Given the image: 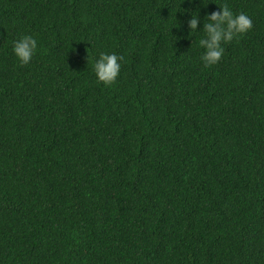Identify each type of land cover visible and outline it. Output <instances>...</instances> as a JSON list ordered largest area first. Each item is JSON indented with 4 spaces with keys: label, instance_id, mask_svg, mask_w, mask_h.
Instances as JSON below:
<instances>
[{
    "label": "trees",
    "instance_id": "1",
    "mask_svg": "<svg viewBox=\"0 0 264 264\" xmlns=\"http://www.w3.org/2000/svg\"><path fill=\"white\" fill-rule=\"evenodd\" d=\"M0 264H264V0H0Z\"/></svg>",
    "mask_w": 264,
    "mask_h": 264
},
{
    "label": "clouds",
    "instance_id": "2",
    "mask_svg": "<svg viewBox=\"0 0 264 264\" xmlns=\"http://www.w3.org/2000/svg\"><path fill=\"white\" fill-rule=\"evenodd\" d=\"M195 16L189 21L190 29L195 30ZM252 28V19L245 13L234 14L226 4L219 6V11L207 15L203 26L204 36L199 39L203 49L200 60L204 67L216 65L224 54V43L233 40L238 34H244ZM37 39L31 34L21 35L13 42L12 52L21 65L28 64L36 54ZM123 56L116 53H99L94 61V72L98 82L113 84L120 74Z\"/></svg>",
    "mask_w": 264,
    "mask_h": 264
}]
</instances>
